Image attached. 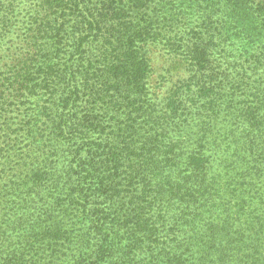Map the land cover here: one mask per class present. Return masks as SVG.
<instances>
[{
	"label": "trees",
	"instance_id": "trees-1",
	"mask_svg": "<svg viewBox=\"0 0 264 264\" xmlns=\"http://www.w3.org/2000/svg\"><path fill=\"white\" fill-rule=\"evenodd\" d=\"M1 1L3 23L9 15L15 16V9L14 0ZM209 1L211 13L221 12L217 25L222 28L216 38L211 33V40L217 41L227 26L236 27L242 20V29H250L251 41L252 32L264 29V0ZM172 3L173 0H26L31 34L24 40L18 66H9L11 69L0 77L4 83L0 98L8 95L9 99L24 98L39 105L40 116L28 115L27 125L21 128L29 135L27 146L36 151L8 171V167L0 168V178H8L5 196L11 209H28L29 203L34 207L32 201H36L53 205L49 216L53 211L63 215L76 211L93 217L88 250L77 252L67 264H198L190 257L200 254L205 258L213 252L216 264H227L233 256L236 264H243L237 255L246 246L238 242L243 234L232 230L237 228L236 218L240 215L232 214L221 227L211 220L219 191L207 178V157L199 151L183 156L178 141H166V127L174 124L176 117L186 115V104H194L195 95L211 94V89L219 85L210 82L207 88L200 84L207 75L204 71L214 42L204 43L199 34L183 44L196 66L192 76L196 79L195 90L185 95L174 93L164 109H156L148 95L151 68L143 47L155 41L160 25H165L159 11L154 14L150 9L152 5ZM4 10L8 12L2 14ZM208 78L212 81L214 76ZM258 111L250 109L246 114L251 127L263 124ZM11 122L6 123V130L12 131ZM42 125L50 127L46 136ZM49 143L69 148L64 156L69 162L64 171L67 185L57 183L59 160H50ZM27 151L26 155L30 153ZM247 202L245 198L236 199L241 210ZM116 206L124 207L122 213L112 210ZM192 210L195 214L189 218ZM257 214L248 218V225L255 223L251 248L260 246L264 231V219ZM197 218L203 220L204 232L180 246L173 244L170 234L177 231V224L197 226ZM21 223L19 220L18 225ZM166 225L170 241L157 233ZM24 232L18 238L21 245L10 246L3 264H58V253L69 235L67 230L50 219L45 227ZM0 237L5 238L2 232ZM179 247L181 253L173 254L171 249ZM42 249L47 250L42 253L44 258L39 255ZM48 257L55 261L50 263ZM245 261L244 264H253Z\"/></svg>",
	"mask_w": 264,
	"mask_h": 264
},
{
	"label": "rangeland",
	"instance_id": "rangeland-1",
	"mask_svg": "<svg viewBox=\"0 0 264 264\" xmlns=\"http://www.w3.org/2000/svg\"><path fill=\"white\" fill-rule=\"evenodd\" d=\"M2 3L1 1L0 6L4 4ZM25 3L26 0H14L15 16L9 15L4 19L5 22H0V33L2 32L0 35V77L4 76V71L11 69L9 66H18V58L21 57V50L25 47L24 40H27L31 34L26 13L30 6L28 4L26 6ZM24 6L27 7L26 10ZM210 6L211 1L209 0H202L201 3L198 0H173L172 5L168 6L152 5L151 12L156 14L159 11V16L162 17L161 22L165 23V25H160L156 40L148 42L143 47L151 68L147 79V91L156 109H164L167 100L176 92H182L181 94L185 95L195 90L196 79L192 76L196 66L189 60L183 44L191 42L199 34L204 38V43L213 41L210 39L211 33H214L215 38L218 36V32L222 30L221 25H217L221 12L211 13ZM7 12L4 10L2 14ZM208 16L211 17L208 18ZM210 19L214 22H210ZM240 22L236 27L232 24L227 26V30L221 33L220 39L214 40L211 45L212 51L208 56L207 69L203 70L207 75L201 78L200 84L210 88L207 84L215 82L219 83L218 87L212 88L213 92L208 93V96L195 95L194 104H186V115L176 117L175 123L166 127L168 130L166 141H178V150L183 153V156L199 151L207 157V178L219 191L216 204L214 202L211 209V220L221 227L223 226L221 223L226 218L230 219L232 214L238 213L240 216L236 218L237 228L232 230L243 234L242 241L238 242L246 244L242 251L237 253L238 257L243 264L246 262L245 259L253 264H264V231L260 234V246L258 244V247L251 248L253 244L250 242L253 239L252 232H255L253 231L255 223L248 225L250 221L248 218H253L254 213H258L257 216L264 219V210H262L264 207L262 203L264 199V29L252 32L254 40L251 41L248 38L250 29H242L244 23ZM208 44L210 45V42ZM211 75L214 76L212 81L208 78ZM0 85H2L0 86L1 97L4 88L1 80ZM11 100L14 102L10 103ZM250 109L259 110V116L263 120L261 127H251L245 120ZM30 114L40 116L37 103L28 102L24 98L16 101L9 99L8 95L3 99L0 98V168L8 167V171L10 166L19 164L28 155L33 156V152L36 151L27 146L29 135L21 129L24 124L27 125L26 118ZM9 121H12V131L6 130L7 127H5ZM183 121L185 123H182ZM174 127L177 129L174 130ZM49 128L48 125H42V134L46 136L50 131ZM2 140L11 144H5ZM51 144L49 143V150L52 149L48 151V155H50V160H59L56 165V179L59 185H63L67 180L64 171L69 163L67 157L64 156H67L69 148L62 144ZM28 149L30 153L26 155L25 152ZM7 181L8 178L1 175L0 232L5 238L0 237V264H3L2 261L6 255L9 256L10 246L21 245L22 241L18 239L20 233L45 227L50 219L56 220L69 234L61 248L62 251L58 253L59 259L56 263L67 264L69 260L72 261L74 254L88 250L89 240L92 239L89 233H93L92 229L95 224L92 225V216L76 211L67 215L53 211L49 216L53 205H43L42 202L37 203L36 201H32L36 208L29 203L28 209H11L10 202L5 196ZM135 186L141 189L140 185ZM243 198L248 202L245 209L241 210L237 206L236 199ZM176 207L175 204L172 211ZM116 209L122 213L124 207L112 208L113 211ZM237 210L240 211L237 212ZM170 214L172 218H177L172 213ZM194 214L195 210L189 212V218ZM208 215L209 213L205 214V216ZM19 220L22 222L21 225H18ZM257 220L261 221L259 218ZM202 221L197 218V226H185V224L178 223L177 231L172 233L175 235L167 231V225L164 228L160 227L157 233L169 241L170 237L167 235L170 234L173 238L172 243L180 246L181 242L191 238L196 239L204 232ZM260 231L258 229V233ZM171 251L173 254L181 253L180 247L171 249ZM46 252L45 249L40 250V257L44 258L42 253L46 254ZM48 258L46 260L50 263L55 261L53 257ZM216 258L217 255L213 252L205 258H201L200 254H194L190 260H196L198 264H216ZM203 259H207L209 263L203 262ZM235 262L233 256L227 264H236Z\"/></svg>",
	"mask_w": 264,
	"mask_h": 264
}]
</instances>
